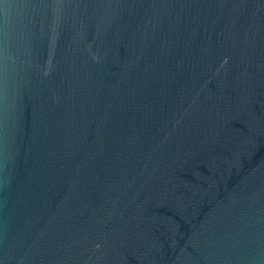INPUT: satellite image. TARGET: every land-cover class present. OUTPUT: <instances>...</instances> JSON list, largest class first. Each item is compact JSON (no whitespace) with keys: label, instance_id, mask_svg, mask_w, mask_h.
Wrapping results in <instances>:
<instances>
[{"label":"water","instance_id":"1","mask_svg":"<svg viewBox=\"0 0 264 264\" xmlns=\"http://www.w3.org/2000/svg\"><path fill=\"white\" fill-rule=\"evenodd\" d=\"M0 264H264V0H0Z\"/></svg>","mask_w":264,"mask_h":264}]
</instances>
